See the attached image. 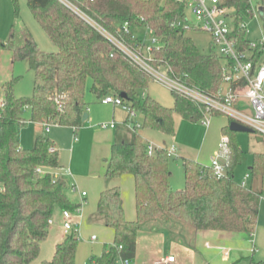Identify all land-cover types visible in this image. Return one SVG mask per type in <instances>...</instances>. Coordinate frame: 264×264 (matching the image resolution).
Returning a JSON list of instances; mask_svg holds the SVG:
<instances>
[{
	"label": "trees",
	"instance_id": "1",
	"mask_svg": "<svg viewBox=\"0 0 264 264\" xmlns=\"http://www.w3.org/2000/svg\"><path fill=\"white\" fill-rule=\"evenodd\" d=\"M14 3L19 12L18 0ZM28 4L58 51L45 52L29 39L23 47H17L13 34L6 41L0 39V57L3 51L10 50L14 61L28 60L35 73L31 97H16L17 78L3 85L0 264H30L39 257L41 243L49 235L54 210L60 207L73 211L79 206L67 195L65 176L54 171L61 167L58 149L51 150L54 141L40 133L32 148L22 147L20 130L27 122L26 110L31 109V121L43 125L49 121L52 126H82L90 88L99 100L110 93L120 97L125 93L124 102L143 115L144 125L166 135L176 132V113L192 122L203 117L205 106L176 90H172L173 107L161 104L146 91L141 98V91L152 81L150 74L96 25L134 50L143 47L134 29L146 26L160 39V47L153 49L152 64L164 67L181 83L210 96H215L223 84L221 56L203 53L186 33L188 0H28ZM221 4L235 12L232 37L237 47L248 49L247 29L241 23L253 15L251 1L221 0ZM260 8L264 25V0ZM126 23L128 30L124 29ZM261 55L263 50L256 51L253 59L258 61ZM138 129L131 140L113 143L105 173L107 179L125 174L134 177L136 219L126 218L120 186L101 191L96 217L113 229L115 239L101 255H92L89 264H117L119 257L132 262L141 224L158 216H164L165 221L175 216L196 231L254 232L262 192L235 180L234 168L243 152L229 126L223 127V134L229 136L228 175L218 179L210 167L183 158L186 183L180 190L171 186V156L165 150L149 155ZM39 167L42 173L37 172ZM250 169L253 176L264 177V152L254 154ZM78 244V233H67L56 244L52 259L42 264H76Z\"/></svg>",
	"mask_w": 264,
	"mask_h": 264
},
{
	"label": "rangeland",
	"instance_id": "2",
	"mask_svg": "<svg viewBox=\"0 0 264 264\" xmlns=\"http://www.w3.org/2000/svg\"><path fill=\"white\" fill-rule=\"evenodd\" d=\"M250 1L253 6L262 5V0ZM18 8L19 12H17L16 10L14 0H0V39L6 41L13 34L17 47H23L26 41L29 39L35 41L39 48L45 52H57L58 47L34 17L29 7L28 0H18ZM230 12V17L235 15L234 10H231ZM187 14L192 23L196 22V18L192 14L191 10L188 9ZM230 17L229 20L231 19ZM230 21L234 22L233 20ZM244 23L247 27V37L249 41L255 43L263 37L264 25L261 15L246 16L244 18ZM134 33L142 41L143 51L146 55H149V47H152L153 45L156 47L160 46L159 42L153 44L155 35L150 32L148 27H136L134 29ZM186 33L188 36L193 38V40L203 53H217V49L212 45V37L208 32L197 28H189ZM13 58V52L10 50L3 51L0 57V102L3 100L4 95L3 85L14 78H17L14 86V93L16 97H31L34 92L35 73L31 68L29 61L26 59H19L14 61ZM153 67H155V69H157L158 72L162 74L167 73V69L162 66H155L153 64ZM151 79L152 81L148 85L147 89L141 91V98L144 97L143 94L146 91L147 95H150L161 104L167 107H173L174 97L171 87L162 81H158L152 77ZM222 88L223 91H226L228 89V84L224 83L222 85ZM87 100L89 101L88 107L90 109V113H96L97 116L100 117V119L95 121V124H93V126L91 125L89 127L90 131L96 132L94 137L90 139L89 143L82 151H77L75 156L73 155L71 150L73 149V144L76 142L75 135H78L77 138H79V140L82 139L83 128L81 129L80 126L77 127V130L72 126H51L50 132L47 133L46 126L38 122L31 121V109H28L24 113V117L26 118L27 122L22 126L20 131L21 145L31 148L34 146L35 136L38 133H42L48 136L51 135V137H53V139L55 138L60 145L59 156L61 164L65 165V168L72 166L71 162H73L74 165H78L77 167L80 170L78 172L80 174L77 175V187L80 190L83 189L88 192V196L86 199L82 198L78 188H73L74 183L72 182V178L67 174V171L65 172V179L67 182V195L72 203L79 205V207L81 208L80 213H77L76 210H74L73 218V230H76L80 236L77 248L76 264H89L92 255H101L105 247L114 242L115 234L113 229L106 226V224L101 219L96 217L97 203L100 192L93 191L92 184L94 179L93 177L89 176L100 173L101 170L104 171L105 166L103 163V159L104 156L107 158L111 156V141L113 139L115 140V137L113 136L115 132L120 130L125 134L124 137H126L127 139L131 138L135 132L130 130L129 134H127V132L125 133L122 130V128L124 127L122 126L121 119L125 115V112L121 107H116L115 109V106L112 104H103L102 101L97 100V98L90 91V88H88L87 90ZM236 107L250 114L253 113L251 102L247 98H241L239 100V103L236 104ZM135 119L141 123V126L138 130L146 143H153L157 146H164V141H167V144L171 146L170 143L173 141V138L166 135L160 130L146 127L144 125L143 115L139 111H137V117ZM213 119L215 121L225 120L227 126H229L230 124V118L225 114H215V116L211 118V121ZM88 121L89 120L84 122L83 125L85 123L87 125ZM112 121H118V124L116 122V129L101 128V123H111ZM175 122L176 130L179 129L183 133H187L185 131L191 128L192 125L202 127L204 126L201 121H188L183 119L177 113L175 114ZM195 129L196 128H194V130ZM201 132L202 130L199 132V138L201 136ZM235 134L237 136L238 144L243 152L240 162L234 168L235 180L238 183H242L244 177L248 174L250 177L247 181V187L258 189L264 185V181L262 180L263 178H261L262 176H253L250 168L254 164V154L256 152H264V139L262 141H259L258 136L260 135L256 132H235ZM195 138V136L192 137V139ZM192 149L197 150L196 147H192ZM182 157L183 156L181 154L177 156H171L169 158V167L171 172L173 173L171 179L173 190H180L185 187V168ZM123 196L125 199L126 211L128 212V210H130L131 208V210L134 212V216L136 217L134 186H131L127 189L123 188ZM261 203H264V197H262ZM173 218L174 219L172 220V222L165 221L164 216H158L147 220V222L150 225L155 224L163 228L166 227L167 230H169V235L174 237V239H181V235L191 237V232L195 231V228L175 216ZM52 220L53 221L51 222L49 230V235L51 236L50 238H48V236L43 241L44 254L39 259L36 258L34 261H32V264H42V262L45 260H51L52 258L50 259L48 257L49 255L46 256V254H48L46 253V248L50 244V252L52 251L53 257L55 246H53V244L50 242L54 238V236H59L60 234H63L65 232L63 227L64 216L62 208L57 207L54 210ZM92 235H96L97 239L92 240ZM250 238L251 237L248 232H236L235 238L223 244L225 245V248L221 252L222 254L227 255L226 257H230V264H254V261L258 259L257 253L254 254V256H251L252 253L245 249H249L252 247V243L249 241ZM201 242L203 245L204 241ZM244 252L245 255L242 254ZM237 255H243V257H239L240 259L237 261Z\"/></svg>",
	"mask_w": 264,
	"mask_h": 264
},
{
	"label": "built area",
	"instance_id": "3",
	"mask_svg": "<svg viewBox=\"0 0 264 264\" xmlns=\"http://www.w3.org/2000/svg\"><path fill=\"white\" fill-rule=\"evenodd\" d=\"M253 16L261 15L260 6H253L251 3ZM188 9L196 18V22L188 20L186 24L187 28H197L208 32L212 37V45L217 49V53L223 59V84H228V89L223 91L222 85L215 96H210L201 90L193 87H189L181 83L178 79L174 78L167 73L162 74L158 72L151 62L153 49L159 48L152 46L148 48L149 55H146L143 51V47L138 50H134L128 47L124 42L115 37L101 26H97L95 22L91 21L88 17L86 20L96 25V27L105 34L110 40L113 41L121 50H123L133 61H135L142 69L150 74V76L158 81H162L171 87L172 90L179 91L186 97L192 99L197 103H201L205 106L203 117L200 119L203 125L210 124L211 118L215 114H225L229 116L230 121H237L245 126H248L254 130L257 134L264 139V33L263 37L257 42H251L250 46L246 50H240L237 47L235 39L232 37L234 31L235 15L230 17L231 10L221 4V0H188ZM79 12V11H78ZM229 17L231 18L229 20ZM232 23V24H231ZM241 27L246 28L244 22L241 23ZM124 29L128 30L127 23L124 25ZM151 33L153 30L148 28ZM154 34V33H153ZM160 43V39L155 36L153 44ZM263 50V55L259 57L258 61L253 58L256 51ZM241 98H247L251 102L253 113L250 114L236 107ZM104 104H112L126 110L129 114V119L126 124L135 131L136 128L141 126V123L136 120L137 111L129 104L124 102L123 98L113 93L106 95L102 100ZM3 106V100L0 102V107ZM46 132L50 131L52 126L49 121L45 122ZM101 128H114L116 122L111 123L103 122L100 124ZM77 138V137H76ZM229 136L223 134L219 143L218 151L211 158L208 166L212 169L216 178L220 179L228 175L227 158ZM176 146L171 147L157 146L153 143H147V152L149 155L156 154L160 150H165L169 156H177ZM52 151L56 150L55 147L51 148ZM37 172L42 173L41 167L37 168ZM250 176L247 174L244 177L242 186L247 187V181ZM83 196L87 195L86 191L82 192ZM264 197L263 195L261 196ZM77 213L81 212V208L78 206ZM63 227L65 233H70L73 230V218L74 210H63ZM52 222V220H51ZM71 230V231H70ZM70 231V232H69ZM78 233V232H77ZM79 236V233H78ZM80 237V236H79ZM92 240H96L97 236L92 235ZM176 256L170 255L167 257V262H175ZM118 264H132L131 260L119 257Z\"/></svg>",
	"mask_w": 264,
	"mask_h": 264
},
{
	"label": "crops",
	"instance_id": "4",
	"mask_svg": "<svg viewBox=\"0 0 264 264\" xmlns=\"http://www.w3.org/2000/svg\"><path fill=\"white\" fill-rule=\"evenodd\" d=\"M86 98H87V94H86ZM116 107L118 106H115V109ZM122 110L125 112V115L121 119L122 126L124 127L122 128V130L125 133L127 132V134H129L130 130L133 131L126 124L127 120L129 119V114L123 108ZM86 112H88L87 120H89L90 122L88 121L87 125L85 123L84 125L80 126L81 129L83 128V132H82L83 136L81 140H79V138H75L76 142L73 144V149L71 150L74 156L76 155L77 151H82L85 148V146H87L90 139L94 137L96 132L90 131L89 127L91 125L93 126V124H95L94 122L100 119V117L97 116L96 113H93V114L90 113L89 107L87 108ZM116 122L118 124V121ZM175 125H176V122H175ZM53 126H56V125H53ZM116 126L111 129H116L117 128ZM224 126H226L225 120L215 121L213 119L212 121H210V124L207 126L204 125L202 127V126L192 125L191 128L185 131L187 133H183L178 129L176 130L174 135H171V137L173 138V141L170 144L171 146L173 145L176 146L177 155L182 154L183 156L182 158L191 159L201 164H209V162L211 161V158L218 151L219 143L223 135ZM73 128L77 130V127H73ZM194 128H196L197 130L196 129L194 130ZM201 130L202 132L199 138L198 136ZM36 136H35V139H36ZM75 136L77 137L78 135H75ZM113 136L115 137V140L113 139L111 141L112 143L111 145H113V143L115 142L131 140L133 138L132 136L131 138L127 139L126 137H124L125 134L121 132L120 130L115 132ZM194 136L196 138L192 139V137ZM49 137L54 141L55 148L58 149L59 155H60V145L58 141L55 138L53 139L51 135H49ZM34 143H35V140H34ZM167 143H168L167 141H164L163 145L166 147H171ZM191 146L196 147L197 150H193ZM22 147L31 148V147H25L23 145ZM108 159L109 158L104 156V159H103V163L105 166L104 171L101 170L100 173L89 176V177H93L94 179L93 184H92L93 191L94 192L99 191L101 193V191H103L106 188L120 186L122 190V200H123L126 218L128 220H135L136 217L134 216V212L131 210V208L130 210H128V212L126 211L125 199L123 196V188L127 189V188H130L131 186H134V193H135L134 177L132 175L125 174L119 178L107 179V177L105 176V173H106ZM71 165L72 166L65 168V165L61 164V167L59 169H56L60 172L55 171V170L54 171L57 174L60 173L64 176H65V172L67 171V174L72 178V182L74 183L73 188L77 189L78 188L77 187V175L80 174L78 172L80 170L77 167L78 165L76 164L74 165L73 162H71ZM172 174L173 173L171 172L170 182L172 179ZM261 178H263L262 180L264 181V177H261ZM102 179L105 182H103ZM78 190L81 193L82 198L86 199L88 196V192L83 189L80 190L79 188ZM254 190L258 192H262V195H263L264 185ZM83 191L87 192L86 196L82 195ZM135 214H136V204H135ZM168 231L169 230H167L166 227L163 228L155 224L150 225L147 221L142 223L139 233H138V238H137L136 256L132 260V264H230L229 263L230 257H226L227 255L222 254L221 251L224 250L225 248L224 247L225 245L223 244L235 238L236 232L216 231V230H202V231L195 230L191 232L192 233L191 237L181 235V239L179 238L174 239V237L169 235L170 233ZM48 236H49L48 238H50L51 235H48ZM65 236H66L65 232L63 234H60L59 236H54V238L51 240L50 243H52L53 246H56V244L62 241ZM250 237L251 238L249 241L252 243V247L249 249L248 248H245V249L250 251V253H252L251 256H254V254L256 253L258 254V259L255 260V262L261 261V260L264 261V203L260 202V212H259L257 224L255 226L254 232L250 234ZM201 241H204L203 245ZM41 245H42L41 251H40V255L38 259L44 254L43 253L44 251L43 241ZM46 253H48L46 254V256L49 255L48 257L51 259L52 251L50 252V244L46 248ZM173 254L176 256L175 262H167L166 261L167 257ZM242 254L245 255V252ZM243 255L242 256L237 255L236 256L237 261L240 259L239 257H243ZM30 264H32V262Z\"/></svg>",
	"mask_w": 264,
	"mask_h": 264
},
{
	"label": "water",
	"instance_id": "5",
	"mask_svg": "<svg viewBox=\"0 0 264 264\" xmlns=\"http://www.w3.org/2000/svg\"><path fill=\"white\" fill-rule=\"evenodd\" d=\"M260 10H262V8H260ZM121 96L124 98L127 97V95L125 93H122ZM87 118H88V112H85L84 116H83V121L85 122L87 120ZM229 128L234 132L254 133V130L252 128L245 126V125H243L237 121H234V120L230 121ZM258 140L262 141L263 137L258 136Z\"/></svg>",
	"mask_w": 264,
	"mask_h": 264
}]
</instances>
